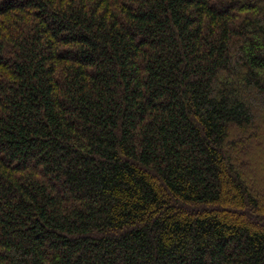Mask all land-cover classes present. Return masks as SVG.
<instances>
[{
  "label": "trees",
  "instance_id": "1",
  "mask_svg": "<svg viewBox=\"0 0 264 264\" xmlns=\"http://www.w3.org/2000/svg\"><path fill=\"white\" fill-rule=\"evenodd\" d=\"M262 125L264 0H0V264H264Z\"/></svg>",
  "mask_w": 264,
  "mask_h": 264
},
{
  "label": "rangeland",
  "instance_id": "2",
  "mask_svg": "<svg viewBox=\"0 0 264 264\" xmlns=\"http://www.w3.org/2000/svg\"><path fill=\"white\" fill-rule=\"evenodd\" d=\"M262 136L257 135L256 141L247 149L246 163L249 164L250 170L257 181L258 185L264 190V125ZM256 142V144H255Z\"/></svg>",
  "mask_w": 264,
  "mask_h": 264
}]
</instances>
